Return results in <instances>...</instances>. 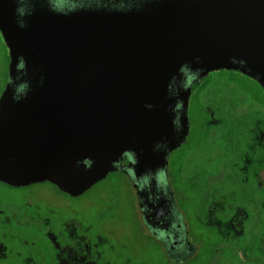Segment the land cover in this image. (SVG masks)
Masks as SVG:
<instances>
[{"label": "water", "instance_id": "1", "mask_svg": "<svg viewBox=\"0 0 264 264\" xmlns=\"http://www.w3.org/2000/svg\"><path fill=\"white\" fill-rule=\"evenodd\" d=\"M0 32V183L78 198L121 172L144 225L187 257L171 157L213 72L264 90V0H0Z\"/></svg>", "mask_w": 264, "mask_h": 264}, {"label": "rangeland", "instance_id": "2", "mask_svg": "<svg viewBox=\"0 0 264 264\" xmlns=\"http://www.w3.org/2000/svg\"><path fill=\"white\" fill-rule=\"evenodd\" d=\"M9 61V49L0 32V94L7 81ZM218 72H213L193 92L189 113L191 132L186 143L171 157L170 181L186 216L191 239L195 233L196 215V212L192 214L191 202L198 197L200 216L207 219L211 215L225 228L226 263L264 264V196L261 193L264 190L252 187L257 204L254 200L238 203L241 188L236 180L240 177L241 184L260 182L264 189V90L240 72L220 71L222 78ZM213 78L216 81L210 84ZM96 188L91 189L90 194L96 192ZM114 190L123 198L127 215L133 213V208L135 211L138 208L142 219L129 177L121 176ZM0 193V201H8L0 203V250L5 247L8 251L4 256L0 253V264H20L19 250L34 242L36 234L24 229L30 214L51 215L58 224L71 226L73 220L85 219L88 212L99 210L95 203L110 194L101 191L102 194L96 197L79 200L51 183L37 184L25 190L0 185ZM219 194L226 201L230 197L237 201H227L231 203L220 206L221 203L216 202L221 198ZM239 216L242 225L235 220ZM119 228L125 231V228ZM131 229L137 230L133 226ZM237 248H245L246 252L237 255Z\"/></svg>", "mask_w": 264, "mask_h": 264}, {"label": "trees", "instance_id": "3", "mask_svg": "<svg viewBox=\"0 0 264 264\" xmlns=\"http://www.w3.org/2000/svg\"><path fill=\"white\" fill-rule=\"evenodd\" d=\"M223 72L219 71L217 73L220 78H222L220 73ZM226 80L230 81L231 79ZM214 81H216V78H213L210 84H213ZM123 175L125 174L121 172L113 173L95 186L97 190L92 193L93 195L90 194V191L78 197L77 199L83 200L87 197H96L102 194L100 193L101 191L103 193H110L108 197L103 199L97 197L100 201L96 202L95 205L97 208L99 207V210L96 209L90 213L88 212L85 219L73 220L72 224L70 223L71 226L58 224L59 221L51 215L39 217L38 215L30 214L27 217V226L24 229L33 231L36 235L34 242L29 243L31 246L23 247L19 250L17 257L19 263L227 264L225 251L228 242L225 228L217 220L214 221L211 215L207 219L200 216L199 208L201 203L200 200H197L199 199L198 197H194V201L191 202L192 214L194 215V212H196L194 216L196 225L193 222L195 233L193 239L190 238V253L187 257H184L181 254L183 252L178 254L172 253L170 246L165 244L162 239L153 234L144 225L142 219L139 217L138 208L135 211V208L131 206L134 209L133 213L127 215V211L124 209L126 205L122 204L123 198L114 190V186H117L118 182L120 183L121 176ZM239 179L240 177L236 179L241 188V193L239 194L241 196L240 199L238 198V203L240 201L241 203H248L255 200L252 195V187L264 190L259 182H242L241 184V182L239 183ZM0 185L18 190L28 188H15L2 183ZM261 193L264 196V192ZM219 195H221V198H218L219 200H216V202H220V206L231 203L227 201H237L235 200L237 198L232 197L226 201L222 194ZM257 207L259 209V206ZM0 212H2L1 209ZM184 217L186 220L185 214ZM235 220L240 221L242 225L240 216ZM130 226L137 228V230H132ZM119 227L125 228V231H122V228ZM262 234V243L264 245V231ZM38 242L44 243L38 244ZM7 252L5 247L0 250L3 256ZM245 252V248H237L236 254L242 255Z\"/></svg>", "mask_w": 264, "mask_h": 264}, {"label": "flooded vegetation", "instance_id": "4", "mask_svg": "<svg viewBox=\"0 0 264 264\" xmlns=\"http://www.w3.org/2000/svg\"><path fill=\"white\" fill-rule=\"evenodd\" d=\"M256 183H257V182H256ZM259 184H260V182H259ZM254 201H255V203L257 204L258 200H257V199H255ZM257 209H258V208H257Z\"/></svg>", "mask_w": 264, "mask_h": 264}, {"label": "clouds", "instance_id": "5", "mask_svg": "<svg viewBox=\"0 0 264 264\" xmlns=\"http://www.w3.org/2000/svg\"><path fill=\"white\" fill-rule=\"evenodd\" d=\"M21 67H23V65H21Z\"/></svg>", "mask_w": 264, "mask_h": 264}]
</instances>
